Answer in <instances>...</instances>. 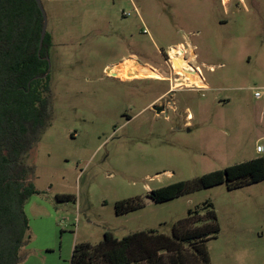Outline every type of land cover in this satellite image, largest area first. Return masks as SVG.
Returning <instances> with one entry per match:
<instances>
[{
	"label": "rangeland",
	"instance_id": "374dc122",
	"mask_svg": "<svg viewBox=\"0 0 264 264\" xmlns=\"http://www.w3.org/2000/svg\"><path fill=\"white\" fill-rule=\"evenodd\" d=\"M40 2L51 39V111L24 159L39 194L24 207L29 239L20 264H69L74 245H96L105 233L170 235L204 202L219 228L207 243L210 264H264V180L162 203L147 198L264 160L255 151L264 147V99L252 93L264 87V0ZM179 45L208 88L176 87L180 75L164 58L171 48L184 53ZM128 58L158 79L122 81L110 68Z\"/></svg>",
	"mask_w": 264,
	"mask_h": 264
},
{
	"label": "trees",
	"instance_id": "16d2710c",
	"mask_svg": "<svg viewBox=\"0 0 264 264\" xmlns=\"http://www.w3.org/2000/svg\"><path fill=\"white\" fill-rule=\"evenodd\" d=\"M41 28L34 0H0V264L21 263L29 239L24 207L39 194L24 159L50 119L51 39L46 33L39 48ZM263 180L264 160L259 157L151 191L147 198L162 203L224 182L233 190ZM218 232L212 205L204 202L176 221L170 235L149 229L117 239L105 233L96 245H74L69 264H210L207 243Z\"/></svg>",
	"mask_w": 264,
	"mask_h": 264
},
{
	"label": "bare ground",
	"instance_id": "6f19581e",
	"mask_svg": "<svg viewBox=\"0 0 264 264\" xmlns=\"http://www.w3.org/2000/svg\"><path fill=\"white\" fill-rule=\"evenodd\" d=\"M184 53L182 52V50L181 51L171 50V59L173 61V66L176 72H178V75H180L181 77L179 80L182 81V83H178L177 87L181 86V84L184 83L188 87L200 86L201 83L199 79L201 78L199 77L198 74L197 77L195 74L196 72L195 69L189 67L187 62H184V60L182 59ZM110 69H112L114 72L118 73L120 76L126 79H147L150 77V72L148 68L146 66L139 65L133 60H127L117 66L111 67ZM202 87H203V83H202ZM195 88H199V87H195Z\"/></svg>",
	"mask_w": 264,
	"mask_h": 264
},
{
	"label": "built area",
	"instance_id": "2783aa9c",
	"mask_svg": "<svg viewBox=\"0 0 264 264\" xmlns=\"http://www.w3.org/2000/svg\"><path fill=\"white\" fill-rule=\"evenodd\" d=\"M179 47L182 48L185 51V53H184V55H185L186 54V48H184L182 45H179V46L174 47V48H179ZM172 49L173 48L168 50V53H167V55L170 58L169 59V63H170L171 66H172V63H171V53L170 52H171ZM190 50H191V52H193L192 49H190ZM191 52H190V56H191ZM252 93H253V97L255 99H264V87L252 89ZM255 151H256L257 154H261L264 151V147H262L260 145H257Z\"/></svg>",
	"mask_w": 264,
	"mask_h": 264
},
{
	"label": "water",
	"instance_id": "95a60500",
	"mask_svg": "<svg viewBox=\"0 0 264 264\" xmlns=\"http://www.w3.org/2000/svg\"><path fill=\"white\" fill-rule=\"evenodd\" d=\"M34 1H35L37 8H38V10L42 16V28H41V32H40V38H39V48H40L42 45V41H43L45 34H46V15L44 13V10L42 8L40 0H34ZM259 131L264 137V127L259 128Z\"/></svg>",
	"mask_w": 264,
	"mask_h": 264
},
{
	"label": "crops",
	"instance_id": "0c3cea01",
	"mask_svg": "<svg viewBox=\"0 0 264 264\" xmlns=\"http://www.w3.org/2000/svg\"><path fill=\"white\" fill-rule=\"evenodd\" d=\"M223 4L225 5V4H227V3H223ZM127 60H133V61H135V60L132 59V58H128V59H124L123 62H125V61H127ZM123 62H122V63H123ZM135 62L138 63L137 61H135ZM119 64H121V63H119ZM138 64H139V63H138ZM139 65H140V64H139ZM142 66H143V65H142ZM146 67H148L149 69H150V68L153 69L152 67L147 66V65H146ZM151 69H150V70H151ZM153 70H154V69H153ZM114 74L117 75L118 77H121V78L125 79V80H122V81H130V80H133V79H126V78L120 76V75H119L118 73H116V72H115ZM180 78H181V77H180ZM180 78H179V79H180ZM150 79H158V78H157L155 75L152 74V76H150ZM179 79H176V80H179ZM120 80H121V79H120ZM201 80H202V79H201ZM201 80L199 79L201 85H200V86H195V87H199V88H208V86L206 85V83H205L203 80H202V81H203V85H204V87H202V81H201ZM175 85H176V87H177V83H176ZM178 87H179V86H178ZM187 87H188V86H187Z\"/></svg>",
	"mask_w": 264,
	"mask_h": 264
},
{
	"label": "flooded vegetation",
	"instance_id": "af4514ba",
	"mask_svg": "<svg viewBox=\"0 0 264 264\" xmlns=\"http://www.w3.org/2000/svg\"><path fill=\"white\" fill-rule=\"evenodd\" d=\"M171 53V52H170ZM174 53V52H173ZM169 56L168 55H166L165 56V58H164V60L166 61H168L169 62ZM183 60H184V62H187V64H188V66L190 67H192V65H191V63H190V60H189V57H187L186 55H183V58H182ZM173 66V65H172ZM173 68V67H172ZM193 68V67H192ZM194 69V68H193ZM151 71V70H150ZM151 73H152V71H151ZM153 74V73H152ZM177 76H179V75H177ZM148 79H150V78H148ZM152 111H154V113L155 114H159L160 113V111H162V110H159V109H156L155 107H152Z\"/></svg>",
	"mask_w": 264,
	"mask_h": 264
}]
</instances>
